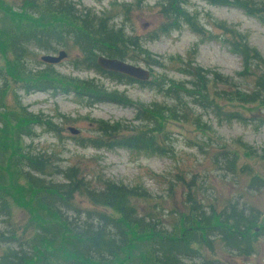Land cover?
Listing matches in <instances>:
<instances>
[{
  "label": "trees",
  "instance_id": "1",
  "mask_svg": "<svg viewBox=\"0 0 264 264\" xmlns=\"http://www.w3.org/2000/svg\"><path fill=\"white\" fill-rule=\"evenodd\" d=\"M204 1L212 5L232 6L251 16L258 13V10H247V0ZM156 2L162 17L172 20L170 24L162 26L161 32L168 31L167 28H177L181 22L198 33L189 22L191 16L181 8L184 0ZM26 7L21 15L23 23L6 32L2 40L0 148L3 151L11 149L8 173L14 177L15 182L11 185L18 191L15 196L12 191L9 193L13 204L28 210L30 223L34 225L40 220L51 227L58 237L56 241V236H46L48 232H31L26 239L17 237L14 231H10L6 237L0 235V264H121L130 260V264H136V259L139 260L138 264H185L187 260L198 258L203 248L211 249V242L217 239L226 252L236 257L250 256L253 252L250 235L264 234L262 228L255 226L260 215L244 205L240 207L237 201L229 202L215 212L214 207L196 198L197 188L192 189L194 183L190 180L183 197L184 212H177L170 229H164L154 208L157 205L152 204L154 210L151 209V198L140 185L125 186L105 181L100 189L90 188L88 183L77 177V171L73 168L57 170L42 154L32 153L29 144H23L21 139L32 138L36 127L44 125L52 131L53 125L45 122L40 115L28 112L15 96L12 97V104H5V97L16 90L23 93L58 90L67 94L75 88L78 89L76 93L85 97L90 104L105 102L133 107V120L138 125L132 126V122L122 125L101 122L97 126L101 140H91V146L115 147L156 156L168 153V148L159 145L157 140L158 135H161L167 141V134H161L163 122L191 121L192 125L206 131L207 128L199 124L197 118L188 119L189 111L193 107L215 112L222 109L209 105L206 89L210 81L206 72L196 66L192 72L182 66L178 69L179 73L191 80L174 81L161 76L157 82L145 83L153 86L163 98L161 103L147 106L134 105L117 94L107 93L92 79L71 81L59 76L53 72L51 65L42 62L44 67L30 68L29 63L35 58L33 51L54 52L56 46L63 45L65 37L71 39L81 53L75 67L94 70L118 83L134 81L119 74L100 72L95 65V54L124 62L136 61L129 55L132 50L143 56V62L148 66L157 62L151 61L139 38L128 36L121 27L114 28L110 24L111 18H97L89 10L75 8V4L67 0L29 2ZM117 7L126 13L130 9L128 4H118ZM229 33L236 38L231 49L241 59L242 70L237 74L238 77H244L248 71L250 74V69L257 73L252 75L249 91L235 84L232 79H221L213 73L211 82L226 85L228 91L220 95L215 90L213 98L221 97L227 103L263 104L264 61L254 49L247 46L242 36L232 30ZM223 116L225 121L241 120L237 113L233 115L225 112ZM9 141L10 144H7ZM253 153L255 156L256 152ZM249 156H252V152ZM219 157V169L223 173L233 174L236 155L220 152ZM53 175H60L62 182L46 180L53 178ZM250 180V187L262 186L258 177L251 176ZM19 182L23 185L20 186ZM22 190L24 193H21ZM6 192L0 184L2 217L10 214ZM76 194H82L90 205L101 211L75 208L73 198ZM140 202L148 206V210H141L138 206ZM41 225L38 227L41 228ZM254 228H257V232L253 231ZM124 251L127 253L122 254Z\"/></svg>",
  "mask_w": 264,
  "mask_h": 264
},
{
  "label": "rangeland",
  "instance_id": "2",
  "mask_svg": "<svg viewBox=\"0 0 264 264\" xmlns=\"http://www.w3.org/2000/svg\"><path fill=\"white\" fill-rule=\"evenodd\" d=\"M40 1L0 0V68H3L4 54L1 47L6 32L23 23L21 15L29 2ZM67 1L75 4V8L89 10L97 18H111L110 24L114 28L121 27L128 36L139 38L151 61L157 63L146 65L143 56L132 50L129 55L136 58V61L126 63L147 70L150 83L159 81L161 76L174 81L191 80L190 77L179 73L178 69L182 66L192 72L196 66L206 72L210 82L214 73L221 79H232L235 84L249 91L252 75L257 72L250 69V74L248 71L244 77H238L237 74L242 70L241 59L231 49V44L236 38L229 30L242 36L247 46L254 49L264 61V13L259 11H264V0H247V10H258L254 16L232 6L212 5L204 0H184L181 8L191 16L189 22L198 33L181 22L177 28H167L168 31L161 32L162 26L170 24L172 20L168 21L162 17L156 0ZM118 4L130 5L129 11L124 12L122 8L117 7ZM60 50L66 57L51 65L53 72L59 76H65L71 81L92 79L101 85L105 92L117 94L134 105L147 106L163 101L153 86L137 82L118 83L94 70L75 67L81 53L68 37H65L63 45L55 47L54 52L33 51L35 58L29 63L30 68L44 67L39 57L45 54L55 56ZM210 82L206 89L209 105L222 109L215 112L212 109L193 107L189 111L188 119L197 118L199 124L207 128L206 131L195 127L191 121L163 122L161 134H167V141L161 135H158L161 137H157V140L159 145L168 148L165 156L115 147L91 146V140H101L97 131L101 122L108 125L132 122V126L138 125L133 120L135 109L105 102L90 104L85 97L76 93L78 89L75 88L67 94L58 90L45 93H23L16 90L5 97V104H12V97L15 96L28 112L40 115L45 122L53 125L52 131L42 125L34 129L32 138L21 139L23 144L30 145L32 153L42 154L57 170L73 168L77 171V177L88 183L90 188L100 189L105 181L125 186L140 185L149 194L151 209H157V217L164 229H170L177 212H184L183 197L186 184L192 180V189L197 188L196 198L203 204L214 207L215 212H218L229 202L237 201L240 207L244 205L260 215L255 226L262 228L264 232V103L249 105L227 103L221 97L214 99L213 92L217 90L221 95V92H228L227 86ZM225 112L233 115L237 113L241 120L225 121ZM69 128L77 133L71 134L67 130ZM14 142L11 143L15 145ZM7 144H10V141ZM220 152L236 155L233 174L223 173L219 169ZM253 152H256L255 156ZM10 153V148L5 151L0 148V184L3 190L7 191L6 201L10 207L8 217L0 216V235L6 237L10 231H14L17 237L26 239L30 237L31 232H48L46 236H56L57 241L58 236L51 227L40 220L34 224L35 227L30 223L28 210L13 204L11 191L14 196L18 191L11 185L15 182L14 177L8 173ZM53 176L46 180L62 182L60 175ZM251 176L258 177L262 186L250 187ZM18 184L23 185L22 182ZM73 203L77 209L101 211L100 208L90 205L82 194H76ZM152 204L157 206L153 208ZM138 206L141 210L149 208L142 202L138 203ZM107 213L110 214L108 211ZM39 224H42L43 230L38 227ZM250 239L253 241V252L248 257H236L233 253L226 252L217 239L211 242V249L203 248L198 258L187 260L185 264H264V234L250 235ZM124 253L127 251L122 254ZM130 261L121 264H130ZM135 261L136 264L139 263L138 259Z\"/></svg>",
  "mask_w": 264,
  "mask_h": 264
},
{
  "label": "water",
  "instance_id": "3",
  "mask_svg": "<svg viewBox=\"0 0 264 264\" xmlns=\"http://www.w3.org/2000/svg\"><path fill=\"white\" fill-rule=\"evenodd\" d=\"M66 57L65 53L60 50L56 55L45 54L39 57L40 62L48 65L57 64L59 61ZM96 67L104 73H114L124 76L134 82L144 84L149 80V72L139 66H134L124 61L105 58L104 56L98 55L95 58ZM71 134H76L77 132L71 128L67 129ZM257 232V228L253 229Z\"/></svg>",
  "mask_w": 264,
  "mask_h": 264
},
{
  "label": "flooded vegetation",
  "instance_id": "4",
  "mask_svg": "<svg viewBox=\"0 0 264 264\" xmlns=\"http://www.w3.org/2000/svg\"><path fill=\"white\" fill-rule=\"evenodd\" d=\"M58 52V51H57ZM96 55V57H97V54H95Z\"/></svg>",
  "mask_w": 264,
  "mask_h": 264
}]
</instances>
